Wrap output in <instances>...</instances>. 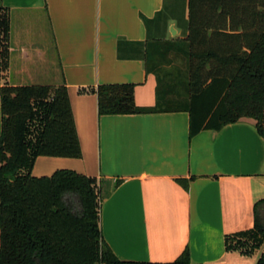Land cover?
Wrapping results in <instances>:
<instances>
[{
	"label": "crops",
	"instance_id": "crops-1",
	"mask_svg": "<svg viewBox=\"0 0 264 264\" xmlns=\"http://www.w3.org/2000/svg\"><path fill=\"white\" fill-rule=\"evenodd\" d=\"M168 1L0 0L11 19L0 86L59 83L60 74L41 73L52 48L82 155L38 157L30 175L68 169L92 178L102 239L118 260L172 264L187 250L189 264H256L264 256V237L253 230L254 205L264 199V139L252 119L190 138L186 112L97 114L99 85L131 84L137 107L155 106L145 46L185 38L176 17L155 22ZM35 19L48 25L52 45ZM237 241L249 249H227Z\"/></svg>",
	"mask_w": 264,
	"mask_h": 264
},
{
	"label": "trees",
	"instance_id": "trees-1",
	"mask_svg": "<svg viewBox=\"0 0 264 264\" xmlns=\"http://www.w3.org/2000/svg\"><path fill=\"white\" fill-rule=\"evenodd\" d=\"M180 1L186 2L185 38H156L145 46V70L157 83L155 106L137 107L131 84L99 85L93 91L98 116L186 112L190 138L248 118L264 139V0H172V7ZM10 23L0 2V72L9 68ZM35 23L52 45L48 25ZM171 54L183 57L184 73L172 67ZM47 60L41 73L60 74L59 83L0 86V264H153L120 261L103 242L92 178L68 169L30 175L38 157L82 155L51 47ZM176 182L187 189L188 180ZM68 195L77 201L76 212ZM263 214L264 199L254 205L253 230L261 237ZM245 245L237 241L227 249ZM172 264H189L188 251ZM256 264H264V256Z\"/></svg>",
	"mask_w": 264,
	"mask_h": 264
},
{
	"label": "rangeland",
	"instance_id": "rangeland-1",
	"mask_svg": "<svg viewBox=\"0 0 264 264\" xmlns=\"http://www.w3.org/2000/svg\"><path fill=\"white\" fill-rule=\"evenodd\" d=\"M169 1L172 2V0H169ZM169 1H168V4L170 3ZM185 8H186L185 4L182 1H180L176 7L175 6L174 7L169 6V9H166V11H165V15L166 16L170 15V16L176 17L175 22L177 23L176 24L177 27L183 26V29L186 31L187 18H186V9ZM169 30H170V27H169ZM169 60L171 61L172 65H173L172 67L177 68L182 73H184L186 63H185V60L183 59V57L171 54L169 56ZM164 69L171 71L169 66H165ZM66 199L69 200L70 204L72 205L73 211L76 212L78 210V204H77L76 199L71 195L66 196ZM263 216H264V214H263ZM238 248L243 250V249H247L248 247L245 246V247H238Z\"/></svg>",
	"mask_w": 264,
	"mask_h": 264
},
{
	"label": "water",
	"instance_id": "water-1",
	"mask_svg": "<svg viewBox=\"0 0 264 264\" xmlns=\"http://www.w3.org/2000/svg\"><path fill=\"white\" fill-rule=\"evenodd\" d=\"M169 32H170L171 35H173V36L175 35V31L173 30V27H170Z\"/></svg>",
	"mask_w": 264,
	"mask_h": 264
}]
</instances>
